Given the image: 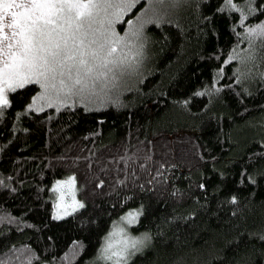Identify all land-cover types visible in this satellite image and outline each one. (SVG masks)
Wrapping results in <instances>:
<instances>
[{
    "label": "trees",
    "instance_id": "obj_1",
    "mask_svg": "<svg viewBox=\"0 0 264 264\" xmlns=\"http://www.w3.org/2000/svg\"><path fill=\"white\" fill-rule=\"evenodd\" d=\"M225 1L125 0L114 29L137 67L102 103L7 93L0 264H97L132 208L147 244L124 264H264V37L248 33L264 0ZM70 170L84 207L55 219Z\"/></svg>",
    "mask_w": 264,
    "mask_h": 264
},
{
    "label": "snow or ice",
    "instance_id": "obj_2",
    "mask_svg": "<svg viewBox=\"0 0 264 264\" xmlns=\"http://www.w3.org/2000/svg\"><path fill=\"white\" fill-rule=\"evenodd\" d=\"M157 2L174 5L181 0ZM133 6L113 0H0V108L10 106L9 91L15 92L27 84H39L45 93L51 90L56 95L63 92L83 96L94 93L97 85L106 87L114 82L117 72L123 74L131 67L132 57L124 54L125 38L112 29L114 21L109 17L118 19L124 7ZM113 9L116 11L110 12ZM248 33L264 37V23L248 29ZM65 184L72 194V203L63 205L64 215H70L68 208L74 212L84 205L75 199V177L56 181L52 190L60 191ZM63 199L61 192L59 200ZM61 207L58 203L57 209ZM137 215L129 213L122 219L133 224ZM54 218L62 216L57 214ZM140 243L133 240L131 247L135 249ZM111 248L109 243L104 251ZM124 251L104 258L117 257L115 264H120Z\"/></svg>",
    "mask_w": 264,
    "mask_h": 264
},
{
    "label": "rangeland",
    "instance_id": "obj_3",
    "mask_svg": "<svg viewBox=\"0 0 264 264\" xmlns=\"http://www.w3.org/2000/svg\"><path fill=\"white\" fill-rule=\"evenodd\" d=\"M124 1L125 0H121V1L120 0H113V2L118 3V4H122V5H123ZM154 1H156V0H154ZM232 5H235L233 0H230V2H229V0L225 1L224 6L226 8H230ZM110 12H112V11H110ZM109 18L114 21V23L112 24V29L115 31V29H114L115 24L119 23L122 18H121V16L118 19L115 16H110ZM139 19H140L139 21L144 22L143 18H139ZM105 27H107V24H105ZM121 37L125 38V44L128 46L130 44V41H131L129 38V34L128 35L127 34L121 35ZM255 37L261 38L262 36L256 35ZM126 48L127 47L124 48V54L129 55L127 53ZM136 67L135 66L133 67V63H131V67L128 68L126 71L135 70ZM126 71L123 74H121L120 72H117L118 78L114 82H109L106 87H101L100 85H97L96 91L94 93L85 94V95H83V97L87 101H90V102L96 101V102H101V103L104 102L105 99L111 98L113 91L117 88L119 81L125 76ZM39 89H40L39 90L40 93L38 92L39 94H37V96H35V103L33 104L34 98L32 99V101L30 103V105H32V108H34V109L41 108L42 106L48 105L51 102L58 103L60 101V97L62 95H65V96H62V98H61L65 102H70V99H67V98H70L71 96H77V95L69 96L63 92L60 93L59 95H56L51 90H49L48 93H45L44 89L41 88L40 85H39ZM41 96H44V99H40ZM93 103H95V102H93ZM70 177H75V184H74L75 199L77 201H79L80 203H82L83 202L82 196H84V194L86 195L87 193H86V191H84V193L82 195L80 194L79 189H78V184H77L78 178H77V175L75 174V172L73 170H70L66 177H64L63 179H59L57 181H67ZM54 187H56V181L52 185V189ZM61 192H63V194H64V199L62 202L59 200ZM53 198H54L53 215L56 216L57 214H59L62 217L65 216L63 205H69L72 203V194L69 190V186L67 184H65V185L61 186L60 191H53ZM58 203L62 204V207L59 210L57 209ZM67 211L70 213V212H72V209L68 208ZM129 213L137 214L138 210L136 208H132V209L125 211L115 222H113L111 224V227H110L106 237L104 238L101 247L99 248V250L96 253L95 262H97V264H115L117 257H113L112 260H107L104 257L107 255H111L112 252L124 251L126 244H127V250L124 251V258L120 259V264H124L134 253H136L137 251L141 250L142 248H144L146 246L147 242H146V239H145V236L143 235V233L138 234V233H134L131 230V227L135 223L129 224L127 222V219H122L124 217H127ZM133 240H139V241H142V243L138 244L137 247L134 249L131 247V242ZM109 243L112 245V248L109 249L108 252H105L104 249L107 248Z\"/></svg>",
    "mask_w": 264,
    "mask_h": 264
}]
</instances>
